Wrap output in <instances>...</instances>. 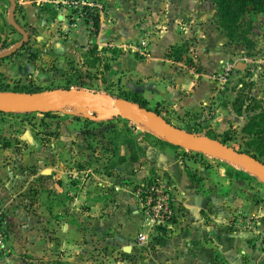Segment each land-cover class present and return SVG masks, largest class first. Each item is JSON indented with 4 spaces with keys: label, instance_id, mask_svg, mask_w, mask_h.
<instances>
[{
    "label": "rangeland",
    "instance_id": "obj_1",
    "mask_svg": "<svg viewBox=\"0 0 264 264\" xmlns=\"http://www.w3.org/2000/svg\"><path fill=\"white\" fill-rule=\"evenodd\" d=\"M200 1L218 31L215 39L223 38L234 49L233 57L223 62L218 72L211 74L217 83L216 101L214 105L199 110L204 119L172 106L147 104V107L157 108L161 116L182 129H198V134L217 140L223 139L227 133L230 137L226 144L256 154L247 145L251 136L242 129L251 115L264 110V13L242 15L241 28L236 35L242 31L248 40L230 41L217 26L213 0ZM99 2L103 5L99 32L92 35L90 26L82 16L78 17L81 7L74 0H0V93L40 92L84 83L76 88L118 98H132L133 93L138 94L130 90L134 81L132 74L126 77L123 72H118V67L134 58L146 59L148 47L160 44L155 36L149 39L150 36L146 38L143 32L153 30L155 35L158 25L165 23V1ZM75 8L78 10L73 14L71 10ZM199 8L195 5L190 11L199 12ZM69 15L73 18L71 22ZM192 40L195 38H191L190 43ZM177 49L187 52L184 43L170 45L166 54L168 59L173 61ZM186 52L183 56L180 53L181 63L200 70L198 62L190 59L188 63ZM226 62L234 63L235 69L230 72L223 88H219L215 76L223 70ZM234 101L236 105L242 104L240 114L235 111ZM252 104L260 108L251 111L249 106ZM85 109L84 105L75 102L63 110L34 105L0 112V264H51L35 254H27L20 243L31 241L34 244L43 232H50L45 226H53L57 216L74 217L72 219L79 227L88 228V233L100 234L102 209L96 210L94 215L87 214L89 207L80 197L83 200V196L107 197L116 185L123 189L129 186L134 195L140 184L130 182L126 177L127 168L121 164L128 161L127 157L142 155L148 148L160 151L173 148L178 151L175 157L192 161L220 175L226 173L235 181L234 187L253 193L251 199L254 202L264 201V180L235 163L173 146L146 126L131 120L121 117L90 119L85 117ZM259 160L264 162V156ZM116 165H121L122 170L118 171ZM157 179L162 178L158 176L153 180ZM72 194L80 196L76 214L69 208L68 200ZM137 208L140 211L137 218L131 209L129 211V217L133 219L129 224V235H133V243L139 246L137 255L147 259L153 239L150 237L143 246L137 244L136 233L144 220L141 205ZM233 217L230 223L236 227L253 229L256 225L255 217L238 213ZM244 217L251 218V227L246 221L238 222ZM86 234L83 232L82 237ZM99 249L97 247L94 251ZM125 252H119L117 259L126 256ZM96 254L91 253L92 256ZM100 259L94 258V264L106 262Z\"/></svg>",
    "mask_w": 264,
    "mask_h": 264
},
{
    "label": "crops",
    "instance_id": "obj_2",
    "mask_svg": "<svg viewBox=\"0 0 264 264\" xmlns=\"http://www.w3.org/2000/svg\"><path fill=\"white\" fill-rule=\"evenodd\" d=\"M164 1L165 23L158 25L155 35L153 30L143 32L146 38L155 36L160 44L153 46L156 49L146 48L149 52L144 60L124 61L118 72L126 77L132 74L134 81L130 90L137 92L148 105L172 106L204 119L199 110L214 105L218 94L211 74L233 57L234 49L223 38L215 39L218 31L203 11L200 0ZM195 5L200 7L199 12L190 11ZM191 38H195L193 43H190ZM176 43H184L189 56L186 59L198 62L200 70L168 59L167 49ZM146 152L122 162L127 168L126 177L138 185L160 176L170 188L176 212L169 231L151 235L153 242L147 259L137 255L139 246L133 243V235H129V224L133 222L129 211L131 209L137 218L139 203L129 186L123 189L119 185L107 197L83 196V200L72 194L68 200L74 214L79 197L89 207L87 214L94 215L96 210L102 209L100 234L88 233V228L79 227L74 217L65 219L55 215L53 226H45L50 232H43L34 244L22 241V250L51 264H94V258L106 261L101 264H264V201L254 202L253 193L234 187L235 181L226 173L220 175L175 157L178 151L173 148L168 151L148 148ZM121 165H116L118 171L122 170ZM237 213L255 217V227L231 224ZM83 232L87 236L82 237ZM97 247L100 249L94 251ZM124 251L126 256L117 259L119 252ZM93 252L96 256L91 255Z\"/></svg>",
    "mask_w": 264,
    "mask_h": 264
},
{
    "label": "water",
    "instance_id": "obj_3",
    "mask_svg": "<svg viewBox=\"0 0 264 264\" xmlns=\"http://www.w3.org/2000/svg\"><path fill=\"white\" fill-rule=\"evenodd\" d=\"M75 102L85 106V117L94 120L121 117L140 123L168 143L235 163L264 180V162L251 154L239 151L220 140L184 130L148 107L94 90L71 87L40 92H3L0 93V112L26 109L34 105H48L63 110Z\"/></svg>",
    "mask_w": 264,
    "mask_h": 264
},
{
    "label": "trees",
    "instance_id": "obj_4",
    "mask_svg": "<svg viewBox=\"0 0 264 264\" xmlns=\"http://www.w3.org/2000/svg\"><path fill=\"white\" fill-rule=\"evenodd\" d=\"M74 1L77 2L76 5H78V7H81V12L77 13L78 17L82 16L83 21L86 24H88L90 28L93 30V31L90 30L91 31L90 33L92 35H97L100 26V15L101 12L103 11V5H100L99 2L100 0H74ZM213 2L216 6L217 26L221 29V31L223 30L222 31L223 34L226 37H228L230 41L241 40V39L242 40L245 39V41L248 40L247 38H245L246 35L242 31H240V33L236 35L241 28L240 17L242 15L246 13H258V12L264 13V0H213ZM77 8L71 10L73 14L77 12L78 10ZM69 18H70L69 22H71L73 20L71 15H69ZM177 53H178L177 56H174V58H172L173 61H180L182 59L180 53H182L183 56L185 53V49L182 50L180 49L178 50ZM168 55L169 57H171V52ZM186 60L188 61V63L191 62L190 59H186ZM72 84H75V87H78L79 85H82L84 83H72ZM70 85L66 86V88L72 87ZM6 89L7 87L4 90ZM15 91H21V90H15ZM32 91L34 90H30V92ZM133 94L135 95L132 98L129 97H124V98L133 101L135 103H138L143 107H147L148 102L145 99H143L140 95L136 93ZM233 105L235 107V111L238 114H240L242 110L241 108L242 104L240 103L239 105H236V101H234ZM257 107H258L257 105L253 106L252 104L249 106V109L253 111ZM154 111L160 114V111L157 108H155ZM167 121L169 122V120ZM183 129H186L187 131L194 133L195 132L200 133L198 129H192V128H183ZM242 130L246 135L251 136L249 141L247 142V145L250 149H253L256 153L251 155L256 157L257 159L263 157L264 156V110H260L258 113H254L253 115H251L248 118V122L244 125ZM229 137L230 136L227 133H224V138L221 139L220 141H222L223 143H227L229 141ZM131 157L134 158L136 156L132 155Z\"/></svg>",
    "mask_w": 264,
    "mask_h": 264
},
{
    "label": "built area",
    "instance_id": "obj_5",
    "mask_svg": "<svg viewBox=\"0 0 264 264\" xmlns=\"http://www.w3.org/2000/svg\"><path fill=\"white\" fill-rule=\"evenodd\" d=\"M232 69H235V64L226 62L223 70L215 76L221 88L226 84ZM134 195L144 212V220L136 235L137 244L143 246L149 242L153 232L165 233L172 228L176 212L172 204L170 188L162 180L140 184L134 190ZM241 220L246 221L247 226L251 225V218L244 217L239 221Z\"/></svg>",
    "mask_w": 264,
    "mask_h": 264
}]
</instances>
